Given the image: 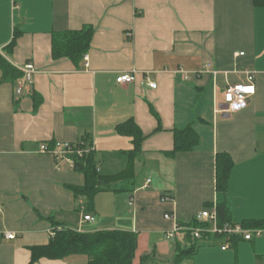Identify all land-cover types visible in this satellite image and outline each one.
<instances>
[{"label":"crops","instance_id":"1","mask_svg":"<svg viewBox=\"0 0 264 264\" xmlns=\"http://www.w3.org/2000/svg\"><path fill=\"white\" fill-rule=\"evenodd\" d=\"M263 1L0 0V52L21 70L28 61L36 67L21 95L23 76L2 80L0 68V264L83 263L80 254L31 263L30 247L48 244L63 225L135 232L133 264L145 254L148 264H174L178 247L194 243L199 247L182 264H264V234L239 237L228 249L221 237H166L177 224L196 227V215L220 203L235 223L264 229ZM87 25L94 29L88 62L53 57L54 33ZM134 70V82H117ZM247 70L256 76L247 107L216 112L226 108V86L245 81ZM146 73L157 88L147 85ZM130 120L145 136L135 159L127 155L133 137L118 131ZM187 126L198 133V144L171 154L174 130ZM85 137L102 173L119 188L99 192L94 212H86L85 199L72 190L84 185V174L58 170L54 157L39 150L44 142ZM220 152L234 161L226 191L217 188ZM163 193L173 200L163 201ZM87 214L94 219L85 220ZM7 232L16 237L8 239Z\"/></svg>","mask_w":264,"mask_h":264},{"label":"trees","instance_id":"2","mask_svg":"<svg viewBox=\"0 0 264 264\" xmlns=\"http://www.w3.org/2000/svg\"><path fill=\"white\" fill-rule=\"evenodd\" d=\"M261 2V1H260ZM259 4V0H256ZM264 5V1L261 3ZM94 29L87 25L80 30H69L56 32L53 34L52 54L54 58L68 57L77 65L84 59L89 51ZM15 34L13 41L6 47V52L11 53L12 47L17 40ZM0 68L3 72L2 80L15 81L23 76V71L14 66L5 55L0 52ZM118 131L122 134L133 137L134 148L127 155L131 159L137 158L141 153V145L144 139L142 130L133 120L125 122L118 126ZM86 145H93L92 139L85 137L81 140ZM199 142V135L192 126L185 128H176L174 130V149L171 154L178 152L191 151ZM51 145L54 142H50ZM234 167L232 157L224 152L216 156V180L217 188L220 191H226L230 174ZM75 170L85 176V183L82 186H73L75 198L83 197L85 199L84 210L94 212L96 195L105 190L112 189L118 191L119 188L113 187L112 180L105 176L96 158L95 150H91L83 157L76 158ZM114 179H120V176H113ZM111 178V179H112ZM163 196H172L163 193ZM219 220L222 226L225 223L234 222L231 211L227 203H220L217 206ZM51 221H54L51 217ZM194 226L201 224L195 220ZM258 224V223H257ZM245 227H250V222L243 223ZM212 236H209V239ZM221 237V236H214ZM207 237H204L206 239ZM223 238V237H221ZM239 237L233 239L236 243ZM199 243L191 244L189 247H178L174 264H182L185 259L191 257ZM138 248V236L135 232L119 229L96 230V231H78L68 226L55 227V235L48 244L33 245L30 247L32 252L31 263L41 258L62 259L73 254L85 255L86 260L81 264H133ZM151 261L150 254H145L141 258V264H148ZM158 264V263H151Z\"/></svg>","mask_w":264,"mask_h":264},{"label":"built area","instance_id":"3","mask_svg":"<svg viewBox=\"0 0 264 264\" xmlns=\"http://www.w3.org/2000/svg\"><path fill=\"white\" fill-rule=\"evenodd\" d=\"M244 52L237 53V56L244 55ZM85 60L88 62V56H85ZM88 65V63H87ZM210 68V64L207 65ZM23 79L20 85L16 89V94L21 95L23 92V87L26 84H32L34 81V76L36 74V67L32 61L26 62L22 66ZM202 72V71H198ZM214 74H217L216 70H212ZM189 79V76L186 77ZM255 72L252 70L246 71V79L243 82L229 83L226 86L224 92V101L226 108L218 109L216 112H228L234 113L241 109H244L248 105V100L256 93V83H255ZM136 80V70L122 73L117 77V82L119 84L132 83ZM145 80L150 88H157V83L151 78L150 73H146ZM40 152L49 153L54 157L55 166L58 170L65 169L66 167L70 169H75L76 158L83 157L85 154L94 150V146H88L85 142H54L51 145L48 142L40 144ZM151 182V179L147 180V185ZM145 185L144 187H146ZM163 201H172L173 197L163 196ZM133 202L131 199L130 203ZM165 218L174 219V216L170 213L165 214ZM85 220H93L91 215H85ZM196 220L201 224L200 226L190 227L182 226L180 224L176 225V228L167 233L168 239H174L179 232L189 233L195 240H203L204 237L209 239V236H221L225 239V245L222 246L223 249H228L235 237H242L245 240H252L255 236H262L264 234V229L251 230L246 228L240 223H225L222 226L219 225L218 211L217 207L214 206L211 209H205L196 215ZM55 235V231H52V236ZM6 237L8 239H14L16 234L13 232H7Z\"/></svg>","mask_w":264,"mask_h":264}]
</instances>
